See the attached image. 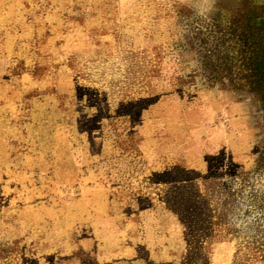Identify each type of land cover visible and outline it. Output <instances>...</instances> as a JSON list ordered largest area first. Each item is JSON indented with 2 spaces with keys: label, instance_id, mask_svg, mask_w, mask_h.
Returning a JSON list of instances; mask_svg holds the SVG:
<instances>
[{
  "label": "rangeland",
  "instance_id": "rangeland-1",
  "mask_svg": "<svg viewBox=\"0 0 264 264\" xmlns=\"http://www.w3.org/2000/svg\"><path fill=\"white\" fill-rule=\"evenodd\" d=\"M0 264H264V0H0Z\"/></svg>",
  "mask_w": 264,
  "mask_h": 264
}]
</instances>
